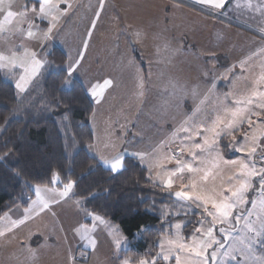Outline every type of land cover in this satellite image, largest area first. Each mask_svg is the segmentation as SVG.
<instances>
[{"label": "rangeland", "instance_id": "rangeland-1", "mask_svg": "<svg viewBox=\"0 0 264 264\" xmlns=\"http://www.w3.org/2000/svg\"><path fill=\"white\" fill-rule=\"evenodd\" d=\"M52 2L57 5L52 12L58 18L54 21L51 16L39 15L36 0H4L0 4V55L6 58L0 64L5 65L4 76L15 87L22 76L27 81L23 90L16 87L18 97L42 73L48 51L53 46L64 47L69 57L66 68L72 65L71 76L83 80L95 105L90 118L94 141L89 152L101 162L126 155L137 157L147 167L151 179L171 194V201L160 208L164 219L192 212L199 218L198 226L188 236L184 230L186 221L176 219L167 223L166 232L159 239L158 256L163 258L171 252L166 262L176 264L175 255L179 254L185 264L194 255L180 251L177 245L194 247L199 241L214 239L219 243L207 249L208 264H264V190L259 180L251 178L246 202L232 209L226 219L213 207L225 197L232 202L231 191L244 178L241 164L264 168V112L260 117L251 115L252 125L245 120L236 129L221 132L219 137L204 131L213 126L218 116L225 123L231 119L225 109H235L236 100L253 91L264 92V45L258 49L263 41L246 40L243 36L247 29H235L231 43L227 44L233 51L229 58L234 60L222 69L216 68L215 59L164 57L165 52L174 54L172 43H167V48L151 43L155 47L151 58L139 46V59L134 57L133 47L127 41L135 28L127 21L129 17L116 11L115 0ZM9 11L14 15L5 19ZM21 12L26 15L20 16ZM256 19L264 20L259 16ZM51 25L54 27L45 38ZM29 31L34 35L29 36ZM32 53L42 62L39 67L33 65ZM144 69H150L146 84ZM253 100L251 112L262 111L256 107L261 98ZM183 128L190 132H183ZM197 130L199 136L195 135ZM188 136L193 139L187 140ZM205 138L210 147L204 146ZM195 143H200L202 149H195ZM253 147L256 152L249 156ZM192 152L196 153L195 159ZM188 164L195 171L184 167L183 172H176L178 167ZM174 172L169 189L163 181ZM55 177L52 185L33 184L29 204H19L0 217V264H139L140 260L156 258L132 261L125 253L129 242L121 227L83 207L82 200L73 196V181L67 195L62 196L69 182L60 186L59 175ZM180 190L208 197V202L176 197L175 192ZM252 201L256 202L255 207ZM236 217H240L239 221ZM247 224L256 231L249 230ZM210 227L212 238L206 235ZM213 251L215 261L210 258Z\"/></svg>", "mask_w": 264, "mask_h": 264}, {"label": "trees", "instance_id": "trees-1", "mask_svg": "<svg viewBox=\"0 0 264 264\" xmlns=\"http://www.w3.org/2000/svg\"><path fill=\"white\" fill-rule=\"evenodd\" d=\"M134 52L140 59L137 48ZM46 56L42 73L20 97L0 68V217L19 204L28 205L32 185H52L58 174L60 186L74 182L73 196L83 207L121 227L132 261L150 256L156 264H167L158 256L167 223L186 221L188 236L199 218L192 212L164 219L160 208L171 194L151 179L137 157L126 155L123 168L112 171L89 152L93 98L78 77L70 75L65 83L68 54L61 46Z\"/></svg>", "mask_w": 264, "mask_h": 264}, {"label": "crops", "instance_id": "crops-1", "mask_svg": "<svg viewBox=\"0 0 264 264\" xmlns=\"http://www.w3.org/2000/svg\"><path fill=\"white\" fill-rule=\"evenodd\" d=\"M115 4L116 11L129 17L127 21L135 28L127 41L136 58L135 47L140 46L146 57L151 58L155 51L151 43L162 48L172 43L174 54L165 52L164 57L215 59L216 68L222 69L229 60H234L229 58L233 51L227 44L231 43L235 29H247L243 36L246 40H262L258 49L264 45V20L256 19V16L264 18V0H225L221 8L201 0H115ZM149 73L150 69H144L143 84L148 82ZM114 83L117 84L116 80Z\"/></svg>", "mask_w": 264, "mask_h": 264}, {"label": "snow or ice", "instance_id": "snow-or-ice-1", "mask_svg": "<svg viewBox=\"0 0 264 264\" xmlns=\"http://www.w3.org/2000/svg\"><path fill=\"white\" fill-rule=\"evenodd\" d=\"M36 2L39 4V15L41 17H49L51 16L52 20H56L58 19L56 16L52 15L53 10L57 7L56 4H54L52 2V0H36ZM202 3L205 4H209L212 5L216 8H221L224 3L225 0H201ZM4 0H0V4H3ZM35 10V9H33ZM14 14L9 11L7 12V15L5 17V19H7L8 17H12ZM20 16H25L26 13L25 12H21L19 13ZM52 27H54V25H51L48 29V32L45 33V38H47L48 33H50L52 31ZM0 30H2V28H0ZM29 36L34 35V33H32L31 31L28 32ZM33 57V65L35 67H39L40 64L42 63L40 60H36L35 59V53L31 54ZM6 59L4 56L0 55V61ZM14 63V61H13ZM78 63V61H77ZM5 67L4 64H0V68ZM34 70V69H33ZM72 65H69L67 71L69 73V80H66L65 83H69L70 82V75L72 73ZM261 79H264V76L261 77ZM27 83V81L25 80V78L22 76L21 77V81L17 82L16 87L20 90H23L25 87V84ZM105 83H110L109 81H105ZM95 95V93H93ZM260 97L261 101L256 104V107L262 111H257L255 113L251 112V108L249 107L250 105L254 104V100L253 97ZM236 107L235 109H225V113L228 114L230 112L231 115V119H228L227 122L225 123L224 118L222 117H217V119L215 121H213V126L211 128H207L204 129L205 132H212L214 134L215 137H219L221 132H224L228 129H236L237 127H239L245 120H247L249 125L253 124V121L251 119V115H256L257 117H260L262 115V112H264V92H257V91H253L252 94L248 97L242 98V99H238L235 101ZM221 125H224L223 128H220ZM220 128V131H217V129ZM183 132H190L189 128H183L181 129ZM196 136L200 135V131L197 130L195 132ZM187 140H192L193 137L192 136H188L186 137ZM233 139H235V137H233ZM253 139H255V137H253ZM212 143H215V140L212 141ZM204 146H211L209 145V141L207 140V138H205L204 140ZM193 147L195 149H202V145L200 143H195L193 145ZM182 151V150H181ZM256 152V148H250L249 149V156H251L252 154H254ZM192 156L193 159L196 158V153L192 152ZM174 158V157H171ZM264 159V158H262ZM103 162L107 165H109L110 169L112 171H117L119 169H121L124 165H123V159L122 157H117L114 158V160L112 161H108V160H103ZM232 163H235L234 161ZM177 164H180V161H177ZM184 167H187L188 171H195V169L192 168L191 164L188 165H184L181 167H178L176 169V172H183ZM176 173H171L169 175V178L166 181H163L164 185L171 189L173 186V180L171 179L172 175H175ZM241 175L244 177L243 179H241L239 186L235 189V191H231V189L229 191H231V197H232V202H228V197H225V200L220 202V203H214L213 207L217 210V212L220 213V217L226 219L227 217H229L231 215V210L234 209L235 207H237L238 204H244L246 202L245 200V193L247 192V190L251 187V178L255 177L259 180L260 182V187L262 190H264V168L261 169H256L254 164L252 167H249V165L247 163L241 164ZM55 175L53 176V179L55 180ZM73 186V182H69L67 185H65V191L63 193H61L62 196L67 195L68 190L71 189ZM195 185H193L194 187ZM37 191L39 192V189H37ZM175 196L176 197H180V198H184V199H188L191 200L193 199V197H195L196 200H203L205 203L208 202V197L205 196H201L195 193H190L188 191L185 190H180V191H176L175 192ZM253 207L256 206V202L252 201ZM45 207H47V205H45ZM261 207H264V201L261 202ZM251 214V213H250ZM209 215H213V213H209ZM97 219H100L99 217H97ZM214 219H216V217H214ZM240 217H236V220L239 221ZM221 222H223L221 220ZM83 227V226H82ZM179 227V226H177ZM246 227L249 228V230L251 231H256L251 224H247ZM262 230H264V225L261 226ZM199 231V229L197 230ZM221 231H224V229H221ZM206 235L209 238H212L213 236V232H212V228H208ZM257 235H261V233H257ZM169 244H174V241H168ZM213 243H219V241H216L214 239H210L209 242H205V241H199V243L194 246V247H189L187 245L184 244H179L177 245V247L179 248L180 251H185L187 250L189 253H192L194 255V258L189 259L188 261L185 262V264H208V260H209V254L207 253V249L212 247ZM117 245L119 246V241H117ZM221 247H223V245H220ZM161 247L163 248V245H161ZM226 255H229L230 253H225ZM159 255V254H158ZM171 256V252L169 254H164L163 255V259L165 261L169 260ZM210 258L215 261L216 259V252L213 251L210 254ZM175 261L176 264H182L181 261V257L179 254L175 255ZM125 264H128L127 261H125ZM139 264H156L155 262V258H153L152 261H146V260H140Z\"/></svg>", "mask_w": 264, "mask_h": 264}]
</instances>
